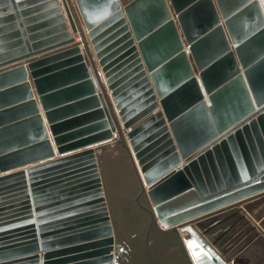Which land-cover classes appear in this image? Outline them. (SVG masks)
<instances>
[{"label": "water", "instance_id": "obj_1", "mask_svg": "<svg viewBox=\"0 0 264 264\" xmlns=\"http://www.w3.org/2000/svg\"><path fill=\"white\" fill-rule=\"evenodd\" d=\"M1 203L0 264H264V0H0Z\"/></svg>", "mask_w": 264, "mask_h": 264}, {"label": "bare ground", "instance_id": "obj_2", "mask_svg": "<svg viewBox=\"0 0 264 264\" xmlns=\"http://www.w3.org/2000/svg\"><path fill=\"white\" fill-rule=\"evenodd\" d=\"M80 39H81V38H80ZM181 167H183V164H181ZM27 199H28V196H27ZM21 203H22V201H16V202L10 204L11 207H12L10 210H13V209H16V208H20V207H21ZM0 205H1V208H0L1 210H3V207L10 208V207H7V206H9V205H4V206H3V203H1ZM31 207H33V206L31 205ZM2 213H3V212H2Z\"/></svg>", "mask_w": 264, "mask_h": 264}, {"label": "crops", "instance_id": "obj_3", "mask_svg": "<svg viewBox=\"0 0 264 264\" xmlns=\"http://www.w3.org/2000/svg\"><path fill=\"white\" fill-rule=\"evenodd\" d=\"M79 40H80V36H77V37H76V41H79Z\"/></svg>", "mask_w": 264, "mask_h": 264}]
</instances>
